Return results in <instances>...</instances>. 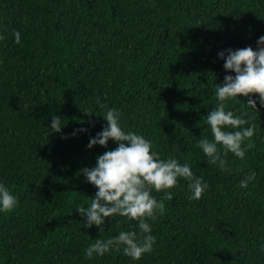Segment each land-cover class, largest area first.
I'll use <instances>...</instances> for the list:
<instances>
[{
    "label": "trees",
    "instance_id": "1",
    "mask_svg": "<svg viewBox=\"0 0 264 264\" xmlns=\"http://www.w3.org/2000/svg\"><path fill=\"white\" fill-rule=\"evenodd\" d=\"M261 34L264 0H0V180L18 198L0 211V264H264V106L253 110L243 94L225 104L255 125L244 158L228 152L220 168L197 144L212 138L205 115L231 71L217 53L255 48ZM107 107L208 185L198 199L184 177L152 190L164 207L149 220L154 247L139 259L122 249L84 255L137 223L117 214L85 228L77 210L97 190L78 170L116 146H86Z\"/></svg>",
    "mask_w": 264,
    "mask_h": 264
},
{
    "label": "clouds",
    "instance_id": "2",
    "mask_svg": "<svg viewBox=\"0 0 264 264\" xmlns=\"http://www.w3.org/2000/svg\"><path fill=\"white\" fill-rule=\"evenodd\" d=\"M13 35L15 41L19 42L20 31L13 30ZM217 55L223 58L224 69L231 71H226L222 82L215 83L217 102L205 115L212 138L202 136L197 144L207 157V163L224 168L228 152L239 158L245 157L248 145L242 142L246 137H252L256 130L243 113L236 115L231 108L226 109V102L231 98L239 99L238 94H243L248 97L243 102L253 110L257 109V101L264 106V34L257 38L255 48L251 45L235 49L229 47L220 50ZM253 93L258 96L251 95ZM102 116L106 124L89 138L86 146H107L110 138L116 146L98 154L94 166H84L78 170L77 174L83 173L84 179L96 186L97 190L90 197V203L77 207V210L85 217V228L101 226L106 217L113 218L117 214L135 219L137 223L134 228L121 229L115 235L90 242L84 249V255L91 258L94 255L102 256L112 249H122L126 255L139 259L154 247L156 237L149 220L164 207L163 198L157 199L152 190L171 189L179 183V177H184L189 181L190 198L198 199L207 189V181L193 173L189 162L181 163L172 155L163 157L145 135L125 130L121 126L118 108L107 107ZM61 121V117L54 113L51 115L50 126L60 131L64 125ZM76 131L86 129L74 130L72 134L75 135ZM255 175V170L246 173L239 180L240 186L246 188ZM163 195L171 199L173 192L164 191ZM17 202V196L0 180V211L12 210ZM99 230L101 232L104 229L101 227ZM260 249L264 251V243Z\"/></svg>",
    "mask_w": 264,
    "mask_h": 264
}]
</instances>
